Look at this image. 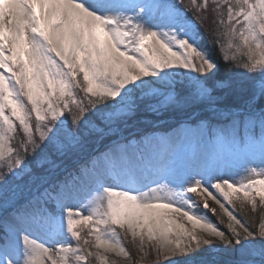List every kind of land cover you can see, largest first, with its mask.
<instances>
[{"label":"snow or ice","instance_id":"obj_1","mask_svg":"<svg viewBox=\"0 0 264 264\" xmlns=\"http://www.w3.org/2000/svg\"><path fill=\"white\" fill-rule=\"evenodd\" d=\"M225 94L246 102L234 110ZM257 100L264 0H0V264H90L91 244L131 261L117 227L141 251L154 244L157 264H264V223L257 230L209 191L228 204L243 193L240 212L247 204L264 213V178L239 183L219 149L154 161L131 150L143 136L124 135L146 113L176 117L240 156L258 146L264 162ZM105 138L85 163L60 171L54 157ZM245 171L264 177V168ZM92 193L106 211L85 203ZM203 193L204 209L217 214L212 199L227 216L226 230L196 211L189 194Z\"/></svg>","mask_w":264,"mask_h":264},{"label":"rangeland","instance_id":"obj_2","mask_svg":"<svg viewBox=\"0 0 264 264\" xmlns=\"http://www.w3.org/2000/svg\"><path fill=\"white\" fill-rule=\"evenodd\" d=\"M187 2V0H186ZM150 45L154 46V42H149ZM232 53H229L231 55ZM238 54V53H236ZM240 54V53H239ZM239 56V55H238ZM236 73L234 74V78H238L236 76L237 73L242 71V69L235 68ZM259 86V81H258ZM226 96V94H225ZM259 100L255 101L257 104ZM264 104V102H262ZM200 111H203L200 110ZM192 113H188L187 117L188 119H195L196 117H192ZM145 117V116H144ZM192 117V118H191ZM157 119L156 117H154ZM149 119V118H148ZM171 119V120H170ZM153 120V119H151ZM151 120L145 121V126L151 125L152 129L157 128H164V131L158 132L156 130V137H154V131L153 133H144V128L141 126V124L137 125H131L129 126L128 130L124 133V135L129 136V139L132 138H139L141 136L144 137L143 141L137 142L134 140V145L132 147V151L134 153H143L145 158H150L154 161L156 160H178L180 158H183L186 155H189L193 152H198L200 154H207L208 152L219 149L223 151L226 155L231 157L228 165H227V171L228 174L232 175L235 174V178L239 183H248L249 179L255 180L260 179L264 177H259L256 175L251 174L249 171H245V169H252L255 168L257 171H259L261 168H264V162L261 161L260 157V150L259 147H253L251 150V154L248 156H240L239 152L235 149L229 148L225 145H219L214 143L213 141H210L202 130H198L195 127H193L191 124H184L180 127L179 124H177V120L174 118H166V119H157L158 124L153 125L151 124ZM162 124V125H161ZM164 124V125H163ZM172 125V128L166 127ZM143 128V129H142ZM166 128V129H165ZM175 128V129H173ZM168 129V130H167ZM256 135L257 138L259 136V127L257 125L256 129ZM19 139V136H18ZM168 139H173L174 144L166 150L164 148L165 141ZM108 139H103V142L101 140L96 139H90L88 142V146L85 148V150L82 153H79L75 156H56L54 157L57 164L61 165L60 171L62 172L64 168L71 169L73 165L79 166L80 164H83L86 162L87 157L94 153L97 149L102 148L103 143H108ZM155 185H153L154 187ZM215 195L222 203H225L226 207H228L230 210H235L236 214L239 218H243L237 207H241V203H244L243 201V193H240V199L237 200L235 195L233 196V202L232 204H228L227 201H224L223 196L216 192L214 189H209ZM199 192V190H198ZM27 189H24L22 193H18L17 198H20V196H27ZM193 196V199L198 202V207L196 209L197 212L207 217L210 221L213 223L218 224L222 227L221 230L227 229V222L228 218L227 216L222 212V210L219 207V204L215 202V200L208 199V203L210 207L216 209V215H214L210 210L203 208V199H206L208 194L203 193L202 195H194L189 194ZM259 198L257 197V200ZM91 201V208L96 209L99 212H104L107 209L106 202L101 204L99 201L96 200L95 193H92L87 197V200L85 203H88ZM245 209H247L248 214H252L254 217H249V223L252 224L254 222V227L258 230L261 226V223H264V220H262V216L260 217V214H263L261 209L258 207L257 210L253 213L251 206L245 204ZM6 215L4 210L0 208V216ZM223 218L224 223L220 224V218ZM214 218L215 220H213ZM176 219L179 220V217H176ZM187 225V221H181ZM190 227V225H188ZM89 228L85 227L84 233L82 235L86 234L88 232ZM116 231L120 234V239L123 242V245L126 247L128 252L131 254V261L129 258L118 255L113 252H104L102 249H97L94 244H91L88 247V250L93 253V256L89 258L90 264H101L102 258H106L108 261V264H131V262H135V264H157V256L156 252L154 251L155 245L153 244L152 251L150 252L149 245L147 242L144 244L143 251L140 250V242L137 239H133L130 233L121 231L118 227ZM3 233L0 232V238H2ZM91 239L94 241V237H91ZM97 253L99 254L97 256ZM62 255V254H61ZM200 257H197L199 259ZM221 259H227L228 261H233L239 258L238 254H232V253H225L222 254L220 257ZM163 259V257H161ZM173 259H176L178 261H183L185 259V256L178 254L177 256L173 257ZM255 259L258 261L259 257H255ZM59 264V262H58ZM71 264H75V259L72 258Z\"/></svg>","mask_w":264,"mask_h":264},{"label":"trees","instance_id":"obj_3","mask_svg":"<svg viewBox=\"0 0 264 264\" xmlns=\"http://www.w3.org/2000/svg\"><path fill=\"white\" fill-rule=\"evenodd\" d=\"M185 2H186V0H185ZM212 54H213V56H214V58L216 57V51L215 50H212ZM237 56L238 55H240L239 53L238 54H236ZM217 62L219 63V65H220V74L221 75H227V72L225 71V65H224V63H223V61L222 60H217ZM236 73V69L234 68L233 69V76H234V74ZM226 100H227V104H228V106L229 107H231V108H233L234 110L237 108V107H240V108H242L243 106H244V104H245V100H243V99H241V98H239V97H231V96H228L227 94H226ZM257 105H264L261 101H258L257 102ZM257 109H259V108H257ZM197 110H202V108H197V109H195V111H197ZM193 114V113H192ZM145 117H144V119H147V120H151V119H153V120H155V118H154V116L152 115V114H150V113H146L145 115H144ZM149 118V119H148ZM172 118H174L175 120H177V118L176 117H172ZM168 119V118H167ZM141 126L142 127H144V129H145V131L147 130L146 128V126H145V121L141 124ZM237 209L239 210V213H240V215L243 217V218H245V219H248V220H250L249 219V217H254L252 214H248V212H247V209H245V211L244 212H240V207H237ZM263 214H260L259 216L261 217ZM213 220H215L214 218H212ZM216 221V220H215ZM221 229H222V227L221 226H219Z\"/></svg>","mask_w":264,"mask_h":264},{"label":"bare ground","instance_id":"obj_4","mask_svg":"<svg viewBox=\"0 0 264 264\" xmlns=\"http://www.w3.org/2000/svg\"><path fill=\"white\" fill-rule=\"evenodd\" d=\"M173 144H174V140L173 139H168L167 141H165L164 148H166V150H168V148L171 147ZM224 261H227V260L224 259Z\"/></svg>","mask_w":264,"mask_h":264}]
</instances>
